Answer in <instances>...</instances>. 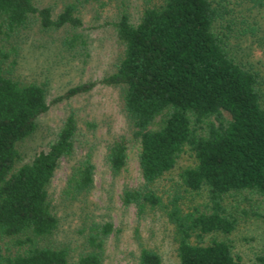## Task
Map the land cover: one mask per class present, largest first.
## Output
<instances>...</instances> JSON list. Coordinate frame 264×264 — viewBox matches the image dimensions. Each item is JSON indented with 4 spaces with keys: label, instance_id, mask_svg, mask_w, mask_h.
Returning a JSON list of instances; mask_svg holds the SVG:
<instances>
[{
    "label": "trees",
    "instance_id": "16d2710c",
    "mask_svg": "<svg viewBox=\"0 0 264 264\" xmlns=\"http://www.w3.org/2000/svg\"><path fill=\"white\" fill-rule=\"evenodd\" d=\"M89 7L95 20L111 15L123 52L112 72L69 85L52 103L97 85L118 88L143 180L123 190L124 206L139 216L163 212L179 264H264V251L243 255L231 239L244 218L264 223V69L251 59L264 53V0H160L136 21L129 0H0V264H107V242L118 233L91 209L94 146L74 111L47 150L26 163L19 150L49 110L54 77L89 58ZM28 40L52 57L41 81L19 74ZM129 149L124 136L107 144L113 176L126 169ZM184 155L193 163L165 201L154 185ZM63 161L69 171L55 204L49 187ZM184 193L198 202L183 203ZM59 205L78 209L79 236L57 239ZM136 240V264H163Z\"/></svg>",
    "mask_w": 264,
    "mask_h": 264
},
{
    "label": "rangeland",
    "instance_id": "374dc122",
    "mask_svg": "<svg viewBox=\"0 0 264 264\" xmlns=\"http://www.w3.org/2000/svg\"><path fill=\"white\" fill-rule=\"evenodd\" d=\"M41 3L47 0H39ZM160 0H129L134 21L148 4L158 3ZM100 20L94 19L92 8L84 12L85 33L89 39V58L80 64L79 69L72 63L63 71L65 75L55 76L50 84L48 102L49 110L39 119L37 132L20 144L19 150L23 162H28L36 153L47 150L56 138L63 122L71 111L75 112L79 129L83 138H88L94 146L95 187L88 196L91 209L98 221H112L117 234L111 236L107 242V264H136L139 255V244L136 235L146 246L156 249L162 256L163 264H179L176 244L173 240L172 226L160 209L149 211L139 216L135 206H124L122 192L124 189L137 188L143 184L138 155L139 145L132 141L131 128L127 121L120 98V90L115 87L97 85L87 94L76 96L68 101L52 103L53 99L62 95L69 85L80 81H98L107 73L114 70V66L123 52L114 29L107 24L111 15L105 13ZM32 40V39H30ZM28 40L23 46L21 54L20 75L28 79L43 80L47 67L52 63L51 55L38 43ZM257 63L258 69H264V53L257 50L251 57ZM82 62V59H79ZM73 62V60H72ZM75 64H78L75 61ZM264 71V70H263ZM89 124H94L91 129ZM126 137L130 140L129 161L126 169L119 175L113 176L104 156L106 146L113 139ZM193 160L189 155L180 158L174 170L166 174L154 185V188L168 200L176 190L179 173L190 166ZM69 163L63 161L55 173L49 187L54 203L65 186L69 171ZM183 203H196L197 197L191 194L183 195ZM58 215L61 225L57 239H65L77 234L79 220L77 208H66L59 205ZM209 238H207L208 240ZM236 249L244 254L264 251V223L254 217L244 218L231 236Z\"/></svg>",
    "mask_w": 264,
    "mask_h": 264
}]
</instances>
